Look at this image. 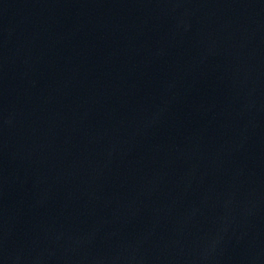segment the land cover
<instances>
[{
  "label": "water",
  "instance_id": "obj_1",
  "mask_svg": "<svg viewBox=\"0 0 264 264\" xmlns=\"http://www.w3.org/2000/svg\"><path fill=\"white\" fill-rule=\"evenodd\" d=\"M264 76V0H0V143Z\"/></svg>",
  "mask_w": 264,
  "mask_h": 264
}]
</instances>
